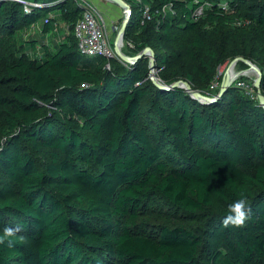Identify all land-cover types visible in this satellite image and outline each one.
<instances>
[{
  "label": "trees",
  "instance_id": "obj_1",
  "mask_svg": "<svg viewBox=\"0 0 264 264\" xmlns=\"http://www.w3.org/2000/svg\"><path fill=\"white\" fill-rule=\"evenodd\" d=\"M33 1L49 5L0 0V230L20 225L24 237L0 243V264H264L257 91L232 84L204 103L161 89L147 56L126 66L80 52L75 0ZM125 1L124 42L154 52L163 83L215 96L219 69L242 57L261 69L264 94V0H202L199 17L201 1ZM59 23L68 33L45 43ZM241 196L246 222L224 226Z\"/></svg>",
  "mask_w": 264,
  "mask_h": 264
},
{
  "label": "built area",
  "instance_id": "obj_2",
  "mask_svg": "<svg viewBox=\"0 0 264 264\" xmlns=\"http://www.w3.org/2000/svg\"><path fill=\"white\" fill-rule=\"evenodd\" d=\"M13 1L21 2L23 4V8L25 12H31L33 8L36 7L38 8L49 5L33 0H13ZM75 1L82 9L81 16L74 25V35L77 39L78 49L80 50V52L86 57L102 56L107 59L116 58L127 66V63L122 61L117 54V51L115 49L116 38L114 43H112L110 35L106 29V23L104 22L101 8L99 7V4L96 2V0H75ZM136 1L140 2V0H136ZM199 1H201V4L194 11L193 15L195 17L201 16L211 6L210 3L204 2L202 0H195V3H198ZM167 9L172 11L171 7H166L163 9V11ZM147 20H150V9L148 6H145L144 9L142 10V21L144 22ZM57 26L58 28L63 27V30L66 31V33H68L69 26L66 25L65 23H59ZM38 28H39L38 24H33L30 30L26 33L25 38H28L30 37V35L34 34L36 30H38ZM122 46L126 47L124 40ZM238 77L239 76H237L234 79L232 84H235L237 87L243 89L246 94L253 97L256 93L254 84L250 83L248 80ZM218 88H220V83L216 80L212 83L210 89L215 90ZM208 95L214 96L213 94H208Z\"/></svg>",
  "mask_w": 264,
  "mask_h": 264
},
{
  "label": "water",
  "instance_id": "obj_3",
  "mask_svg": "<svg viewBox=\"0 0 264 264\" xmlns=\"http://www.w3.org/2000/svg\"><path fill=\"white\" fill-rule=\"evenodd\" d=\"M107 1L118 6L123 11V14H124V19L122 21V25H121L120 31L117 35L116 43H115L116 44L115 49L117 51L119 58L122 61H124L125 63L133 64L137 61V59H139L143 56H150V61H149L150 78L154 82V84L157 85L159 88L165 89V90H170V89H174L177 87H182L193 98L198 99L199 101L204 102V103H211V102H214V101L220 99L225 94L227 89L232 85L234 79L237 76L231 78V76L229 75V71L231 68H233L240 61V62L245 63L249 67L247 70H244L242 72L249 71V72L253 73L254 75H256L254 88L257 91V98L259 100V104L264 107V94L262 93V90H261L262 71L256 64H254L253 62H251L247 59H244L242 57H238L231 62L230 69H229L227 75H225L224 78L222 79L219 92L215 96H209V95L202 94L200 91L193 89L192 86L188 82L178 81V82H174L172 84L163 83L160 80V78L156 75V72L154 70L155 69V58H154V53L150 48L144 49L141 53H139L138 55H136L134 57H130V56L124 54L122 49H120V44L123 43L124 34H125V31L127 29L128 24L130 22L131 16H132L131 5L128 2H126L125 0H107ZM238 76H246V75L244 73H241Z\"/></svg>",
  "mask_w": 264,
  "mask_h": 264
},
{
  "label": "rangeland",
  "instance_id": "obj_4",
  "mask_svg": "<svg viewBox=\"0 0 264 264\" xmlns=\"http://www.w3.org/2000/svg\"><path fill=\"white\" fill-rule=\"evenodd\" d=\"M103 1H107V0H103ZM109 2V1H107ZM222 5H225V1L222 0ZM109 4L111 5H114L113 7L119 11V14L117 16V19H115L114 21H111L108 17L109 12L108 11H105L104 9H102L99 5V7L101 8V11H102V14H103V19H104V22L106 23V29L110 35V38H111V41L112 43H114L115 41V38H117V35L119 33V29L121 28V24H122V21L124 19V14H123V11L118 7L116 6L115 4L109 2ZM119 9V10H118ZM55 13L58 15L59 13L55 11ZM114 19V18H113ZM61 25V24H60ZM40 26V25H39ZM66 29V28H65ZM66 31L63 30V27H60L59 31L58 32H54L52 34H49L45 39V43L47 44H55L57 42L58 39L62 38L61 35L65 34ZM125 35V34H124ZM5 42L8 43V44H11L12 43V40H11V43L8 42V39L5 37L3 39V36H1V42ZM125 43V42H124ZM126 45V43H125ZM122 51L124 52V54L130 56V57H134L136 56L137 53H134L132 52V50H130V48L126 45V47H123L122 45L120 46ZM50 49L54 50L55 47L53 46H50ZM146 49V48H145ZM154 53V52H153ZM0 55H4V53H1ZM149 58V61H150V56H147ZM154 58H155V55H154ZM233 61V60H232ZM228 62L226 63L224 66H222L220 69H219V74H221L222 76V79L224 78L225 75H227L229 69H230V64L231 62ZM128 65V63H127ZM249 67L246 65L245 67H241L240 65V61L233 67V70H234V74H236V76L240 75L241 73H244L246 76H239L238 78H242V79H246L248 80L250 83L254 84L255 83V79H256V75H254L253 73L251 72H242L244 70H247ZM155 72H156V75L158 76V73H159V69L156 65V58H155ZM235 76V77H236ZM233 78V77H232ZM178 82V81H176ZM220 86H221V83H220ZM145 215H148L147 219L146 220H149L151 217H153L155 214H151L150 211H148L147 213H145ZM161 216V215H160ZM143 219V218H142ZM160 221V220H159ZM156 223V222H154Z\"/></svg>",
  "mask_w": 264,
  "mask_h": 264
},
{
  "label": "clouds",
  "instance_id": "obj_5",
  "mask_svg": "<svg viewBox=\"0 0 264 264\" xmlns=\"http://www.w3.org/2000/svg\"><path fill=\"white\" fill-rule=\"evenodd\" d=\"M249 214V208L247 205L246 197L241 196L238 199L233 200L227 205V211L223 216V225H242L246 222ZM20 232V225L5 226L0 230V243L7 241L10 245L15 239H24L23 236H18Z\"/></svg>",
  "mask_w": 264,
  "mask_h": 264
},
{
  "label": "crops",
  "instance_id": "obj_6",
  "mask_svg": "<svg viewBox=\"0 0 264 264\" xmlns=\"http://www.w3.org/2000/svg\"><path fill=\"white\" fill-rule=\"evenodd\" d=\"M96 2L100 5V7L102 9H104L105 11H108L110 15H108L109 19L111 21H114L115 19H117V16L119 14V11H117L113 6L109 4V2L107 1H103V0H96ZM119 10V9H118ZM114 18V19H113Z\"/></svg>",
  "mask_w": 264,
  "mask_h": 264
},
{
  "label": "bare ground",
  "instance_id": "obj_7",
  "mask_svg": "<svg viewBox=\"0 0 264 264\" xmlns=\"http://www.w3.org/2000/svg\"><path fill=\"white\" fill-rule=\"evenodd\" d=\"M121 45H122V44H120V46H121ZM245 72H249V71H245ZM234 73H235V72H234L233 68H231L230 71H229V75L231 76V78L236 76V74H234Z\"/></svg>",
  "mask_w": 264,
  "mask_h": 264
}]
</instances>
